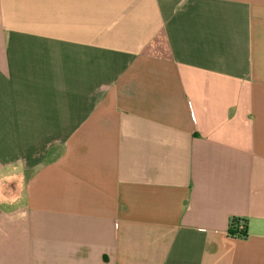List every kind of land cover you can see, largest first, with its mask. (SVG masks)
Returning <instances> with one entry per match:
<instances>
[{"label": "crops", "instance_id": "crops-1", "mask_svg": "<svg viewBox=\"0 0 264 264\" xmlns=\"http://www.w3.org/2000/svg\"><path fill=\"white\" fill-rule=\"evenodd\" d=\"M0 264H264V0H0Z\"/></svg>", "mask_w": 264, "mask_h": 264}, {"label": "trees", "instance_id": "trees-1", "mask_svg": "<svg viewBox=\"0 0 264 264\" xmlns=\"http://www.w3.org/2000/svg\"><path fill=\"white\" fill-rule=\"evenodd\" d=\"M240 222H243L245 224V229H246V222L245 221L240 220L238 218H232V220L230 221V227L228 230V233L230 236L238 237V238H246L247 237V231L246 230L244 233L238 232V226H239Z\"/></svg>", "mask_w": 264, "mask_h": 264}, {"label": "rangeland", "instance_id": "rangeland-1", "mask_svg": "<svg viewBox=\"0 0 264 264\" xmlns=\"http://www.w3.org/2000/svg\"><path fill=\"white\" fill-rule=\"evenodd\" d=\"M7 198H13L15 196V191L13 189H8L5 193Z\"/></svg>", "mask_w": 264, "mask_h": 264}, {"label": "built area", "instance_id": "built-area-1", "mask_svg": "<svg viewBox=\"0 0 264 264\" xmlns=\"http://www.w3.org/2000/svg\"><path fill=\"white\" fill-rule=\"evenodd\" d=\"M245 224L243 222H240L239 226H238V232H245Z\"/></svg>", "mask_w": 264, "mask_h": 264}]
</instances>
